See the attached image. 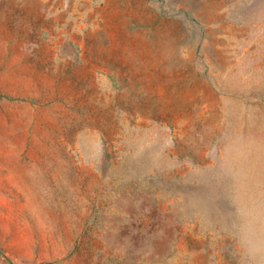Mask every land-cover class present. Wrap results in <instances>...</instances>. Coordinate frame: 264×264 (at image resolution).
Listing matches in <instances>:
<instances>
[{"label": "rangeland", "instance_id": "374dc122", "mask_svg": "<svg viewBox=\"0 0 264 264\" xmlns=\"http://www.w3.org/2000/svg\"><path fill=\"white\" fill-rule=\"evenodd\" d=\"M264 175V0H0V264H238Z\"/></svg>", "mask_w": 264, "mask_h": 264}, {"label": "clouds", "instance_id": "9594fccd", "mask_svg": "<svg viewBox=\"0 0 264 264\" xmlns=\"http://www.w3.org/2000/svg\"><path fill=\"white\" fill-rule=\"evenodd\" d=\"M240 181L231 197L228 237L238 264H264V175Z\"/></svg>", "mask_w": 264, "mask_h": 264}]
</instances>
